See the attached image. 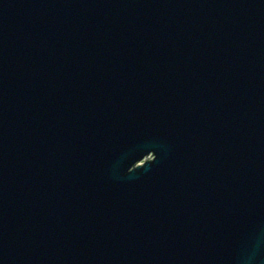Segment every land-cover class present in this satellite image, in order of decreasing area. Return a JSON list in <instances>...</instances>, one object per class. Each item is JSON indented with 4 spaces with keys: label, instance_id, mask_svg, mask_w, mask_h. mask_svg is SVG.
Returning <instances> with one entry per match:
<instances>
[{
    "label": "water",
    "instance_id": "1",
    "mask_svg": "<svg viewBox=\"0 0 264 264\" xmlns=\"http://www.w3.org/2000/svg\"><path fill=\"white\" fill-rule=\"evenodd\" d=\"M0 264H264V0H0Z\"/></svg>",
    "mask_w": 264,
    "mask_h": 264
}]
</instances>
